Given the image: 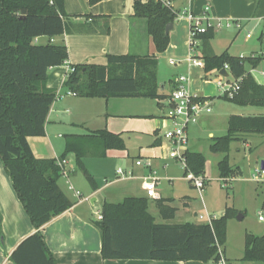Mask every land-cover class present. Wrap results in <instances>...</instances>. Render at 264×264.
<instances>
[{
    "label": "trees",
    "instance_id": "1",
    "mask_svg": "<svg viewBox=\"0 0 264 264\" xmlns=\"http://www.w3.org/2000/svg\"><path fill=\"white\" fill-rule=\"evenodd\" d=\"M99 1L102 0H89L90 4ZM134 11V17L145 19L147 33L153 37L157 52H165L170 42L166 26L176 20V11L157 0H135ZM102 17L106 19L103 32L108 33L109 16ZM69 19L64 0H0V159L37 229L12 252L11 260L15 264H57L40 228L73 205L59 184L61 168L57 159L37 157L28 140L31 136L45 135L47 117L57 97V92L47 86L48 71L64 64L69 57L64 44H39L34 40L39 36L51 38L64 34ZM215 33L210 28L199 35L205 71L220 70L228 64L231 76L241 78L234 97H219L241 106L264 107V83H259L247 68L257 67L264 55L241 57L227 50L221 54L208 52L207 43ZM107 60L106 65L72 66L64 85L84 97L169 96L159 91L156 55L109 54ZM248 134L264 135V115H231L227 133L212 139L210 150L224 154L218 163L222 178L242 174L239 167L230 165V144ZM110 149H126L121 133L101 129L67 135L66 149L59 159L74 153L77 168L96 190L98 184L84 164V157H105ZM186 156L189 169L197 176L204 175L206 156L189 150ZM155 201L163 219L175 217L177 209L170 204L171 199ZM148 208L146 197L128 196L118 202H104L103 218L96 221L104 259L199 260L217 264L218 243L224 247L226 241L228 209L210 224L158 223ZM242 259L264 264V235L246 234Z\"/></svg>",
    "mask_w": 264,
    "mask_h": 264
},
{
    "label": "crops",
    "instance_id": "2",
    "mask_svg": "<svg viewBox=\"0 0 264 264\" xmlns=\"http://www.w3.org/2000/svg\"><path fill=\"white\" fill-rule=\"evenodd\" d=\"M141 1L147 2L148 0ZM170 1L174 9L180 12H192L195 15H201L205 9L209 7L208 14L212 17L241 20L245 24V28L249 27L248 31H257V34H255L257 41L251 47V54L264 55V43L261 39V36L264 35V0ZM64 3L65 10L70 16L69 28L67 31L62 35L51 38L48 36H39L34 40L35 43L39 44H46L49 42L57 45L64 44L68 48L69 57L64 64L51 67L48 71L47 86L57 92V97L47 117L45 135L29 137L30 146L34 154L39 158L57 159L65 152L67 135H83L93 131L107 129L111 132L122 134L126 141V149H110L107 151L105 157H84V164L89 171L92 170V165L90 163L98 169L100 168L98 170L99 172L96 170V173L92 170L93 173L91 174L94 178L97 176V178L103 177L104 180H106V183L101 185L97 178H95L98 184L96 190L92 188L83 173L86 181L76 172L77 165L74 153L66 155L65 159L67 160L69 173L67 176L61 175L59 184L73 201V205L67 211L54 217L40 228L46 244L55 257L57 264H213L212 262L199 260L165 261L155 259L103 258L101 253V232L96 225V221H98L96 212L102 211V206L105 201L118 202L128 196L146 197L149 200V212L158 223H203L207 221L199 220L198 217L200 218V215H197V211L193 210V212H191V199L193 195L189 192L179 193L176 190L177 182L188 181L191 186H193V184L190 180L185 178L184 169L182 167L180 168L178 166L179 164L175 161L170 164L166 163L167 170L166 175H164L165 179L171 184V187L166 189L158 188L162 178L156 186V198L171 199L172 201L170 204L177 209L175 217L170 219L171 221L163 219L160 213V219L163 221H158L157 216L152 212L153 208L159 212L155 201L156 198L147 197L143 187V181L144 177L149 175L152 169L156 170L157 167L155 163H153L151 167L145 164L137 165L136 161L143 159L140 153L136 156L139 158H136L135 162L132 160V162L125 165V169H123L125 172H129L128 170H130L133 174L132 176L123 177L119 174L118 170L121 167L115 170L116 180L137 178V180L141 181L139 188L134 191L135 193H130V195L119 200L110 197L114 195L110 192H106L109 185L116 180L109 181L108 178L110 176H107L105 170H102L104 166L102 161H114L113 159H118L120 156H128L131 158L127 145V139L130 140L131 137L126 135L127 132L132 133V135L137 133L143 134L142 129L150 130L155 128L150 145L157 146L162 144V140L164 139L163 134L171 125V122L164 118L167 112L165 102L167 97L155 99L145 97H84L72 94L64 85L67 76L72 66L77 64L106 65L108 61L107 56L109 54L123 55L132 53L136 55H156L158 58L159 91L169 95L174 88L175 78L179 74L187 73L189 68L184 62L179 65L169 64L171 67L170 71L163 69V64L161 63V55H163V53L157 52L153 37L147 33L145 19L134 17L135 0H102L95 4H90L89 0H64ZM102 16H109L108 33L103 32L106 27V19ZM88 27H90L91 30H89ZM217 32L218 31L215 33V37L207 43L206 51L221 54L227 50L231 55H244L243 52L232 53L229 48L224 49L222 52L216 51L213 41L217 39ZM169 37L170 42L166 50V52H169L168 62L169 58L184 61L190 55L188 20L186 18H176L169 32ZM201 44L202 41L197 50L200 56L203 57L204 48L203 44L202 46ZM257 67H252L251 65L247 66L251 73L252 70ZM191 71L193 75L189 84L191 91L213 99L214 104L216 95L203 93L201 88L196 86V81L200 78L204 79V82L207 84L211 83L212 79L210 77L215 76L217 79L218 69L206 72L200 68H192ZM219 71H221V69ZM262 72H264V70L261 71V75ZM258 82L264 83L263 75L262 81ZM238 106L241 107L240 110H234L226 116L227 131L228 121L231 115H264V107L251 105ZM205 119L208 121V127L214 125L218 120L217 116H212V113L206 114ZM143 122L149 123V126L143 127V125H145ZM161 126L165 129L163 132L161 131ZM208 135L211 136L212 139L216 136H222L215 135L213 130H211ZM235 141L242 142L244 150L246 151V149H248L250 151L249 155L251 156L248 158L250 161L254 160L255 170L261 177V179H258L259 177L256 176V179L258 181H264V174L261 172V163L264 160V135H243L240 140H234L232 142ZM167 142L170 145V142ZM193 148L196 147H193V144H191L188 150L201 152ZM153 149L155 150L156 148ZM241 149L242 147L237 148L238 151ZM169 150L168 148V151ZM255 152L257 155L253 158L254 156L252 155H254ZM155 155L156 154H153V156ZM93 158H96V160H92ZM229 160L232 167H239L236 166V164H232L230 154ZM143 165L145 166L146 173L143 169L141 172L139 170V167ZM176 166L180 169H177L178 172ZM135 170L140 172V175H135ZM204 176L209 179L206 170ZM219 177L222 178L220 174ZM236 178L239 179V176L228 178V180L233 181ZM70 186H73V189H71ZM76 191H79L80 195H77ZM193 213L195 214L194 216ZM191 216L194 219H189ZM36 231L37 229L33 225L23 203L19 199L13 181L0 159V264H15L11 260L12 252L23 239ZM225 255L228 259V263L233 264L230 257L226 253Z\"/></svg>",
    "mask_w": 264,
    "mask_h": 264
},
{
    "label": "rangeland",
    "instance_id": "3",
    "mask_svg": "<svg viewBox=\"0 0 264 264\" xmlns=\"http://www.w3.org/2000/svg\"><path fill=\"white\" fill-rule=\"evenodd\" d=\"M249 27L244 28L238 31L235 27L232 28H223L217 32V39L213 41L216 51L222 52L224 49L229 48L232 53H241L244 55H251V47L255 44L257 34L256 30H253L254 37L247 39L246 33L248 32ZM222 38V39H221ZM224 38V39H223ZM169 52H163L161 55V63L163 64V69L167 71L171 70L170 63L168 62ZM264 70V59L260 62L258 67L252 70V74L258 81H262L261 71ZM211 83L207 84L204 82V79H197L196 86L200 87L203 93L216 95L215 103L213 104L212 116H217L218 120L214 125L208 127V121L205 119V115L201 116L199 121L193 123L189 126V141L188 149L190 145L193 144V149L200 150L206 156L205 170L209 179L206 177V183L204 192L201 193L193 186L190 185L188 181L177 182L176 190L179 193H191L193 195L191 203V212L193 210L197 211V215H204V218H199L201 221H208L207 213L214 215L219 218L222 213L225 214L226 210H229V215L226 219V241L224 244L225 253L230 257L233 264H259L258 262L244 261L242 257L244 256L245 250V236L247 233L255 235H264V220H260L259 216L262 214L264 216V181H258L261 179L259 174L255 170L254 160H249L250 151L244 150V145L242 142H232L230 144V157L232 164H236L242 170V175H239V179L235 180H226L219 177L217 163L220 159L223 158V153H213L210 151V144L212 143V137L208 133L213 130L215 135H224L227 133L226 126V116L232 113L234 110H240L241 107L235 105L223 98L218 97L220 92L216 85V77H210ZM209 113V114H211ZM168 119L167 117H164ZM170 121V119H168ZM143 127L149 126V123L143 122ZM171 126V125H170ZM139 129V128H138ZM154 129L143 130L142 133H137L132 135V133H126L127 136L131 137L130 140L127 139V145L130 152L131 158L128 156L119 157L118 159L103 160L104 163L103 169L105 174L110 176L108 179L116 180L115 170L125 169V165H128L132 162H135L136 157L139 153L143 156L144 164L146 162H151L156 164V175L162 181L158 185V188L166 189L171 187V184L165 179L166 175V163L170 164L175 161L182 167L180 160L168 158V148H172V145L168 144V140L164 138L162 144L160 145H150L154 136ZM165 129L161 126V131ZM167 130V129H166ZM146 131V132H145ZM242 149L240 151L237 148ZM153 148H156L155 150ZM153 150V152H152ZM153 154H156L153 156ZM254 153L253 158L256 156ZM172 159V160H171ZM92 160H96L93 158ZM91 169L94 173L99 169L90 163ZM89 164V165H90ZM139 167V170L143 169L146 173V169ZM236 168V167H235ZM179 169L176 166V170ZM92 170H90L91 173ZM180 170V169H179ZM130 171V170H128ZM76 172L82 176L83 180L86 181L82 172L76 167ZM99 172V171H98ZM137 170H135V175H140ZM172 172V171H171ZM178 172V170H177ZM176 174V173H175ZM127 175V174H126ZM168 175V174H167ZM97 178V176L95 177ZM253 178V179H251ZM165 179V180H164ZM187 179V178H186ZM98 182L102 185L106 183L103 177L97 178ZM188 180V179H187ZM140 180L127 179V180H116L109 185L106 192H110L115 199H122L123 197L130 195V193H135L137 188H139ZM176 183V182H175ZM130 189V190H127ZM153 214L157 216L158 221H163L160 219L159 212L156 209H152ZM242 213L243 218L239 219L238 214ZM195 214L193 213V216ZM180 216V215H179ZM190 217V216H189ZM189 219H194L192 216ZM171 221V220H170ZM173 221V220H172ZM175 221V220H174Z\"/></svg>",
    "mask_w": 264,
    "mask_h": 264
},
{
    "label": "built area",
    "instance_id": "4",
    "mask_svg": "<svg viewBox=\"0 0 264 264\" xmlns=\"http://www.w3.org/2000/svg\"><path fill=\"white\" fill-rule=\"evenodd\" d=\"M162 2L166 7L175 10L172 2L170 0H157ZM209 7L201 15H195L192 12H180L176 11L177 18H186L189 22V32H190V55L183 61L169 58V62L172 65H179L181 63H186L189 71L187 73L179 74L175 78V85L169 96L166 98V117L170 119L171 126L164 132L163 136L172 145L170 148L168 156L172 159L180 160L182 163V168L185 172V178L190 180L193 186L201 193L204 192L206 178L204 175H195L188 167L186 152L188 151V141H189V126L193 123L199 121L200 117L209 114L213 110V99L193 93L190 89V82L192 80V68H200L205 71V60L200 56L197 48L200 45L201 40L199 35L201 33L207 32L212 28L215 32L223 28L235 27L238 31L245 28V24L241 20H236L233 18H215L208 14ZM254 34L252 31L246 33V38H253ZM262 42L264 43V35L261 36ZM254 55V54H251ZM243 57L244 55H240ZM222 69L229 72V76H225L218 70L216 84L220 92L219 96L234 97L236 92L240 88V80L234 79L231 76L230 68L228 64H225ZM221 69V70H222ZM73 69H71L72 71ZM264 79V72H262ZM75 94L74 92H71ZM57 164L61 168V175L67 176L69 169L67 168V160L57 158ZM137 165L144 164L143 159L136 161ZM145 165L151 167V162H146ZM264 174V170H261ZM118 173L123 177L132 176V172H125L123 169H119ZM127 174V175H126ZM228 181V178H224ZM160 178L156 175V171L152 169L151 173L144 177L143 187L146 191L147 197L156 198L157 191L156 186L159 183ZM73 189V186H70ZM77 195H80L79 191H76ZM203 198V197H202ZM96 216L98 220L103 218L102 211H97ZM200 218H204V215H200ZM216 218L214 215L207 213L208 223H212L213 219ZM260 220H264V216L260 214ZM219 260L217 264H229L228 259L225 255L224 248L218 243Z\"/></svg>",
    "mask_w": 264,
    "mask_h": 264
},
{
    "label": "water",
    "instance_id": "5",
    "mask_svg": "<svg viewBox=\"0 0 264 264\" xmlns=\"http://www.w3.org/2000/svg\"><path fill=\"white\" fill-rule=\"evenodd\" d=\"M172 26H173V23H169L166 26V33H169L170 32ZM220 73L223 74V75H225V76H229V72L227 70H225V69H222L220 71ZM261 169L264 170V160L261 163ZM237 216H238L239 219L243 218V214L242 213H239Z\"/></svg>",
    "mask_w": 264,
    "mask_h": 264
}]
</instances>
